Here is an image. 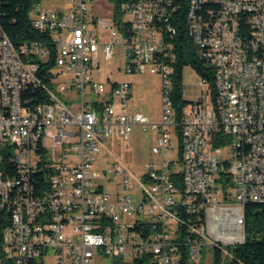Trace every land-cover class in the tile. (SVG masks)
Listing matches in <instances>:
<instances>
[{
	"label": "built area",
	"instance_id": "built-area-1",
	"mask_svg": "<svg viewBox=\"0 0 264 264\" xmlns=\"http://www.w3.org/2000/svg\"><path fill=\"white\" fill-rule=\"evenodd\" d=\"M199 1L41 0L33 22L50 39L17 47L0 32V264H181L184 245L193 263L208 234L225 253L245 241L243 209L264 203V0H220L191 22ZM181 11L216 81L213 90L201 78L202 96L178 118L170 78ZM101 51L122 55L127 72L161 74L158 123L128 111L131 82L93 77ZM51 58L56 84L40 62ZM33 90L47 101L33 102ZM137 126L155 131L157 158L135 171L101 144L129 140ZM44 158L49 186L37 190Z\"/></svg>",
	"mask_w": 264,
	"mask_h": 264
},
{
	"label": "trees",
	"instance_id": "trees-1",
	"mask_svg": "<svg viewBox=\"0 0 264 264\" xmlns=\"http://www.w3.org/2000/svg\"><path fill=\"white\" fill-rule=\"evenodd\" d=\"M41 0H0V26L3 31L11 38L17 47L26 44H31L34 41H45L50 39V36L45 32L38 30L34 26L32 9L35 4ZM201 4L203 5L202 12H208L207 8H218L217 4ZM178 20V31L173 38L176 46L174 47L177 54V61L175 63V72L172 75V90L171 95L174 102V108L177 117L180 118L181 112L187 104L193 102L188 101L183 97V69L186 65H192L193 68L200 74L201 78L205 79L210 87L214 90L216 73L215 69L206 63L204 58L199 53V48L193 43L186 23V11L178 12L176 15ZM163 21L158 26L166 25ZM252 29V28H250ZM52 48V56L56 55V48ZM198 48V49H197ZM43 70L47 73V82L55 83L56 74L50 72V68H54V59L51 58L49 62L43 63ZM33 102L47 101V96L40 90H33L29 92ZM44 153V149H42ZM46 160L41 162L40 169L36 171L38 178L37 190L45 189L49 186V177L51 170L45 165ZM230 177L226 178V187L230 185ZM245 212V234L246 239L243 243L233 244L228 246L230 258L226 262V254L219 246H212L213 261L211 264H264V203L248 202L244 209ZM196 217H194L195 220ZM202 221L205 219L204 212L201 213ZM184 232L188 230L184 228ZM189 250L186 245L182 247L181 264H208L206 262H190Z\"/></svg>",
	"mask_w": 264,
	"mask_h": 264
},
{
	"label": "rangeland",
	"instance_id": "rangeland-1",
	"mask_svg": "<svg viewBox=\"0 0 264 264\" xmlns=\"http://www.w3.org/2000/svg\"><path fill=\"white\" fill-rule=\"evenodd\" d=\"M51 6L56 7V3L51 2ZM108 21L109 18L106 17ZM102 31V32H101ZM98 33L107 35V31L98 27ZM93 77L97 81L109 85V79L112 81H129L132 83V94L129 97L128 111H140L150 117L152 123H158L161 117L162 94L164 88L163 77L159 73L127 72L124 57L120 54L113 58L108 57L102 51L98 56V66L93 70ZM183 97L188 101H195L202 96L203 87L198 84L201 80L200 74L192 67L186 65L183 69ZM59 81H68L67 76H61ZM172 80L170 78V85ZM155 131L151 128L143 130L141 127H135L129 140H112L108 144H101L102 153H108L109 158L121 161L133 170L142 169V164L146 161L154 160L157 156L152 154V145L155 138ZM173 151L177 156L179 153L178 138L173 139ZM221 159H230L233 148L229 145L222 147ZM39 154H34V159H39ZM101 159V157H100ZM101 161V160H100ZM101 163V162H99ZM212 236L208 234L205 244L202 248V258L200 262L211 264L213 261ZM226 254V262L230 258L229 251ZM112 261V259H110ZM98 264L101 258L96 259ZM110 262V261H109Z\"/></svg>",
	"mask_w": 264,
	"mask_h": 264
},
{
	"label": "bare ground",
	"instance_id": "bare-ground-1",
	"mask_svg": "<svg viewBox=\"0 0 264 264\" xmlns=\"http://www.w3.org/2000/svg\"><path fill=\"white\" fill-rule=\"evenodd\" d=\"M212 3L217 4L220 7V0H202L199 1V4L196 5L195 11H190V21L191 22H199V15H202V6L201 4H210ZM211 4V5H212ZM215 8V7H214ZM209 10V8H207ZM153 21L156 22V26H158L159 23H162L165 21V15L162 14L161 11H153ZM166 25H162V27H159V31H166L168 30V21ZM250 28L252 29H258V22H250ZM0 32H4L2 27L0 26ZM198 49V48H197ZM199 53L201 56H204V49L199 48ZM13 190H16V183L14 182H6L5 185H3V196H12ZM243 218H245V212L243 209Z\"/></svg>",
	"mask_w": 264,
	"mask_h": 264
},
{
	"label": "crops",
	"instance_id": "crops-1",
	"mask_svg": "<svg viewBox=\"0 0 264 264\" xmlns=\"http://www.w3.org/2000/svg\"><path fill=\"white\" fill-rule=\"evenodd\" d=\"M137 127H139V126H137Z\"/></svg>",
	"mask_w": 264,
	"mask_h": 264
}]
</instances>
